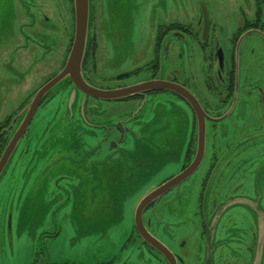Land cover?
<instances>
[{"label":"rangeland","instance_id":"1","mask_svg":"<svg viewBox=\"0 0 264 264\" xmlns=\"http://www.w3.org/2000/svg\"><path fill=\"white\" fill-rule=\"evenodd\" d=\"M28 1L34 5L41 3L42 12L47 13L59 26L58 56L62 66V55L66 56L67 39H70L74 28L73 0ZM19 2L20 0H0V123L19 108L25 94L30 92L24 91L25 70L22 68L25 63L19 60L20 55L11 54L20 40L22 41L18 37L19 32L16 26L18 17L15 5ZM103 3L104 0H90L89 36L92 30H95L99 37L96 52L97 77L99 79L109 77L110 80H114L115 76L123 74L122 77L125 79L121 81L122 84L135 81V66L138 62L141 67L140 75H147L145 68L147 62L151 60L152 44L158 25H168L178 21L184 22L187 26H193L192 28L195 27L196 30L201 6L204 5L211 24L210 35L213 39L217 37L227 53L230 50L229 40L241 32L244 26L243 20L246 18L252 20L256 11L255 0H166V2L163 0H118L117 4L111 2L110 6L114 10L112 17L115 23L112 28V19L106 14ZM158 28L159 34L162 35L163 28ZM172 28L175 27L172 25ZM200 29L199 26V31ZM108 35L111 38H107ZM108 40L113 42H106ZM170 41L176 40L170 38ZM178 45L179 43L177 47ZM190 50L187 48L186 52L189 54ZM194 50H198L196 45ZM163 54L164 51L161 49V59H164ZM175 57L174 53L165 56L163 65H170L171 69L179 68L180 60ZM207 61L208 58L205 56L204 65ZM55 63L49 58L43 67L47 66L45 69H50L56 67ZM174 63L176 64L173 65ZM45 69H42L43 72ZM31 71L30 74L28 73V80L26 78L28 84H32L36 76ZM124 74H127V77H124ZM14 79H17L16 85L12 83ZM20 82L21 87L15 88ZM65 85L66 81L55 88L57 91L60 89L64 91L62 90V94L52 102L54 114L52 116L46 114L47 120L39 122V128L42 129L41 136L48 131L50 139H45L38 146L32 144L31 148L38 149V154L33 156L34 160L31 164L18 163L16 169L8 172L4 182L0 183V264H48L57 261L64 263L67 261L72 264H98L112 259H115L117 263L127 261L131 264H162L160 258L150 256L145 249H139L137 244L125 242L132 234L134 207L137 202L166 176L178 171L184 163L191 134L190 124L182 118L183 114L179 113L177 108V114L170 115L177 105L175 98L166 95L161 98L162 101L155 98L153 105L155 107L152 109L149 104L147 105L143 111L142 121L131 122L134 131L125 133L126 141L117 146L118 150L112 144V141L116 140L115 136L97 127L108 126L107 121L113 118L112 112L117 106L106 105L109 102L90 106L89 102H86V97L80 95L76 88L66 89ZM20 114L22 116L23 112ZM165 116L173 117L174 120H164ZM49 125L50 130L46 131L45 128ZM244 125L245 123L240 122L236 130H243ZM227 127L228 133L223 135V142L234 141V148L238 143L241 145L242 141L235 133L234 122ZM89 130H92V133ZM31 141L33 140L29 142ZM113 147L115 152H112ZM77 154L82 157L94 156L98 161L109 159L106 166L112 163L117 165L123 163L121 167L123 172L117 175L118 167L117 176L107 179L109 191L106 206L104 204L102 211L85 217V228H79L81 226L79 207H83L80 197L85 183L78 182L68 171L69 161L66 159ZM262 163L259 164L256 177L248 176L240 170L231 183L232 188H236L243 182L244 186L241 190L245 192L246 185L249 189L246 193L249 196L246 194L244 196L240 192L237 195L244 197H235L236 195L231 194L235 197L231 201L238 198L245 200L239 205L247 207L248 211L244 207L241 208L247 211L249 222L246 230L237 224L230 228L231 232H241L244 235L246 233V239H249L253 232L252 227L255 228L258 235V252L261 248L260 243L262 248L264 247V166L261 165ZM117 165L113 164V166ZM234 171H237L235 163L231 173ZM13 178L15 182L12 181ZM120 178L125 183H118ZM1 180L0 178V182ZM225 181L229 182V179ZM194 184L195 181L189 186L190 191ZM190 191L188 194L191 193ZM216 191V183H212V195ZM209 192L210 188H208L207 196L211 214L206 219V239L212 258L210 264H214L216 255L214 252L218 250L221 224L227 219H220L221 210H213L209 201ZM187 198L188 200L182 203L184 211L178 210L177 202L165 200L159 211L157 209V218H162L164 223L167 221L179 223L176 234H182L183 240L188 242L186 264H198L195 248L199 240L200 219L193 214L195 198L191 195ZM181 239L182 236H179L173 242L176 248ZM216 264L224 263H221L218 257ZM255 264L260 262L257 261Z\"/></svg>","mask_w":264,"mask_h":264},{"label":"flooded vegetation","instance_id":"2","mask_svg":"<svg viewBox=\"0 0 264 264\" xmlns=\"http://www.w3.org/2000/svg\"><path fill=\"white\" fill-rule=\"evenodd\" d=\"M111 2L117 4L118 0H104L103 5L105 12H107L106 14L110 15L109 17L112 19L113 23L111 25L113 28L115 21L112 17L114 16V10L110 7ZM163 2H166V0H163ZM15 6L18 17V21L16 20L17 31L19 32L18 37L22 41L20 40L11 54L14 56L20 55L19 60L25 63L22 68V70H25L23 81L26 86L24 91L30 92L27 95L25 94L19 108L0 123V158L19 125L18 121L20 122L25 116L26 112H23L21 116L22 110L41 88L64 70L75 36L74 10V28L70 39H67L66 56L62 55L63 61L62 66H60V56H58L60 47L59 26L47 13L42 12L43 6L41 3L34 5L28 0H20ZM255 8L253 19H244V26L241 32L229 40L230 50L227 53L223 50L217 37L213 39L210 35V21L207 33L206 35L204 34L205 27L201 12L196 23V30L195 27L192 28L193 26H187L184 22L178 21L168 25H158L154 34L151 60L147 62L145 68L147 75H140L139 70L141 67L138 62L135 66V81L130 84H122L121 81L125 79L122 77L123 74L115 76L114 80H110L109 77L103 79L97 77L96 52L98 50L99 37L96 35L97 32L92 30L91 36L88 37L89 41L87 42L86 54L82 65L84 78L91 86L104 91H117L134 87L135 91L131 95L99 98L80 91L70 78H65L61 81H66V89L68 87L76 88L80 95L86 97V102L88 101L90 106L98 105L101 102H109L106 105L110 107L117 106L112 112L114 114L113 118L107 121L108 126H97L99 129L106 130L115 136V141L117 142L112 141L115 148L126 141L125 133L134 131L131 122L136 121L135 123H139L142 121L144 117L143 111H145L147 105L149 104L152 109L155 107L153 106L155 98L162 101L161 98L166 95L176 99L177 105L170 115H176L177 108L179 113L183 114L182 118L191 126L190 140L185 152L184 163L178 171L166 176L155 185L153 190L147 195L176 180L196 162L200 142L199 122L200 119L205 120L204 152L200 161L198 158L199 164L196 169L190 175L181 179V181L172 183V186L165 193L154 199L143 211V223L148 232L171 251L177 260V264H186L185 256H188L186 253L188 242L181 239L176 248L173 242L177 239L176 231L179 223L170 221L164 223L162 218H157V209L159 211L165 200H169L167 202L173 200V203L177 202L178 210L184 211L182 203L188 200L187 196L191 195V197L195 198L196 204L193 214L200 219L198 223L199 240L195 248V257L198 260V264H210L212 263V258L210 257L211 252L208 250L209 244L206 239V219L211 214L207 196L208 188H210L209 201L213 210H221L220 216H222L220 219H227L225 223L222 222L221 224L218 250L214 252L216 253L214 264H216V258L218 257L221 263L224 264H255L257 261L263 264L264 262V247L262 248V243H260L261 248L258 252V235L255 228L252 227L253 232L249 239H246V233L245 235L244 233L241 234V232L233 233L230 229L240 224L243 230H246V226L249 225L248 209L246 206L239 205L243 204L245 200L238 198L235 201H231L232 198L246 196L247 190H249L248 186L245 184L247 189L245 192L241 190V187L244 186L243 182L236 188H232V180L240 170L244 171L248 176L253 175L256 177L259 164L263 162L261 165L264 166V0H255ZM172 25L175 28H172ZM199 26L201 27L200 31ZM158 27L163 28L162 35L159 34L160 29ZM103 31L105 32V28ZM243 35L244 38L238 47ZM107 38H111L110 35ZM170 38H174L176 41H170ZM106 42L113 41L108 40ZM177 43H179L178 47ZM195 45L198 50H194ZM187 48L191 49L189 54L186 52ZM161 49L164 51V59L165 56L174 53L176 55L175 58L180 60V67L171 69L170 65H163L164 59L160 57ZM205 56L208 58L206 65H204ZM49 58L56 62V67L45 69L47 66H43L46 65ZM43 68L45 69L44 72ZM31 70L36 75L33 80L37 81L28 84V73L30 74ZM153 81L165 82L168 85L175 84L188 90L194 97L198 110L191 101L169 88L140 89L142 85ZM10 82L11 79L9 77V84ZM61 82L56 84L41 101L28 130L23 135L22 139L24 141L22 142L21 140L20 145L16 148L11 158L12 160H10L1 177L0 183L4 182L8 172L16 169L18 163L30 165L31 161L34 160L33 156L38 154V149L33 150L31 148L32 144L38 146L45 139H50L47 131L50 130V125L46 126L45 130L47 132L41 136L42 129L39 128V122L47 120L46 114L48 116L54 114L52 102L62 94L63 90L57 91L55 88ZM12 83L16 85L17 79H14ZM18 85L15 88L21 87L22 83L20 82ZM40 110L41 112L39 113ZM163 119L174 120L173 117L168 118L166 116ZM232 122H234L235 133L238 134L242 141V144L238 143L235 148L233 147L234 141L226 143L222 139L223 135L228 133L227 126ZM240 122L245 123L244 128L243 130H236ZM89 131L92 133V130ZM32 133H34L33 136ZM30 140L33 141L29 142ZM112 150V152L116 151L114 147ZM66 159L69 161L67 164L69 166L68 171L73 174L78 182L85 183L86 189L82 191L81 197L89 198L92 204L106 200L108 192L105 187L109 186L107 179H112L114 176L119 175L120 172H123L121 169L123 163L119 165L112 163L106 166L109 163V159L98 161L94 156L82 157L79 154L71 158L66 157ZM233 163L237 166V171L231 173ZM113 164L117 166H113ZM118 167L119 170L116 175ZM132 173L134 172L132 171ZM227 179H229V182L225 181ZM12 180L15 179L13 178ZM193 181H195V184L190 191L189 186ZM245 181L247 183L246 179ZM119 182L125 183L122 178L118 179ZM212 183H216L217 188L213 195L211 193ZM89 185H91L90 193L88 192ZM188 191L191 193L188 194ZM239 192L244 196L237 195ZM231 194L236 196L232 197ZM147 195L143 196L135 205L133 230L128 241L129 243L137 244L139 249H145L150 256L160 258L162 264H169L155 247L143 240L135 223L137 208ZM241 207H244L247 211ZM227 214L228 216L226 217ZM169 217L171 216L169 215ZM244 255H246L245 258ZM98 264L131 263L127 261L117 263L115 259H112Z\"/></svg>","mask_w":264,"mask_h":264},{"label":"water","instance_id":"3","mask_svg":"<svg viewBox=\"0 0 264 264\" xmlns=\"http://www.w3.org/2000/svg\"><path fill=\"white\" fill-rule=\"evenodd\" d=\"M74 2V10H75V36L72 49L70 51L67 64L64 70L51 82L41 88L31 99V101L25 106L22 112H26L25 116L17 126L15 132L13 133L9 143L7 144L1 158H0V178L2 177L3 173L5 172L18 144L25 134L26 130H28L31 120L33 119L35 112L40 105L41 101L45 97V95L59 82L64 80L65 78H70L74 85L83 93L89 94L95 97L104 98H115L121 97L124 95H131L134 93V87H128L122 90L117 91H104L97 89L91 86L83 75L82 65L83 60L86 54V46L89 37V24H90V0H73ZM201 13L204 20V27H205V35L207 33V28L209 24L208 20V12L207 8L202 5L201 6ZM244 35L241 37V40L238 43V47L243 40ZM237 47V50H238ZM165 89L169 88L178 94L184 96L189 101L192 102L194 107L198 110L196 106V101L192 94L184 89L179 87L175 84H169L165 82L153 81L147 82L146 84L142 85L140 89ZM205 128L206 123L205 120L200 119L199 122V154L197 156L196 162L181 176H179L176 180L162 186L161 188L155 190L154 192L147 195L139 204L136 216H135V223L138 228L140 236L143 238L145 242H148L151 246L155 247L158 252H160L167 260L169 264H177V260L175 256L169 251L163 244L157 241L147 230L143 223V211L144 209L154 201V199L158 198L160 195L165 193L176 181L179 182L181 179L190 175L198 166L199 161L201 160L204 152V140H205ZM199 158V161H198Z\"/></svg>","mask_w":264,"mask_h":264},{"label":"crops","instance_id":"4","mask_svg":"<svg viewBox=\"0 0 264 264\" xmlns=\"http://www.w3.org/2000/svg\"><path fill=\"white\" fill-rule=\"evenodd\" d=\"M31 164V163H30ZM13 182H15L14 180H12ZM107 192L109 191V186L108 187H105ZM86 187L84 186V189L85 190ZM90 189H91V185H89V189H88V192L90 193ZM108 194V193H107ZM111 195V194H110ZM106 200L102 201V202H99V203H96V204H92L90 202V199L89 198H83V197H80V203H83V207H79V212H80V217H79V220H80V225L79 228H85V217H90L92 216L93 214H95L97 211H102V207L106 206ZM85 205V206H84ZM135 208V207H134ZM91 212V213H90ZM132 235V234H131ZM130 235V236H131ZM179 236H182V239L184 238V236L181 234L177 235V237ZM130 238V237H129ZM128 238V239H129ZM128 239L126 240L125 243H129ZM127 243V244H128ZM53 263H58V264H61V263H64V262H53ZM66 264H72V263H68L67 261H65Z\"/></svg>","mask_w":264,"mask_h":264},{"label":"trees","instance_id":"5","mask_svg":"<svg viewBox=\"0 0 264 264\" xmlns=\"http://www.w3.org/2000/svg\"><path fill=\"white\" fill-rule=\"evenodd\" d=\"M124 77H127V74H124Z\"/></svg>","mask_w":264,"mask_h":264}]
</instances>
